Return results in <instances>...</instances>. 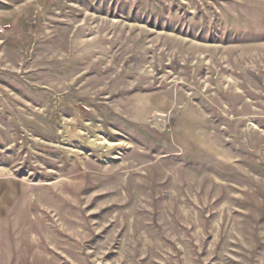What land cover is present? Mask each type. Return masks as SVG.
<instances>
[{
	"label": "rangeland",
	"instance_id": "rangeland-1",
	"mask_svg": "<svg viewBox=\"0 0 264 264\" xmlns=\"http://www.w3.org/2000/svg\"><path fill=\"white\" fill-rule=\"evenodd\" d=\"M0 264H264V0H0Z\"/></svg>",
	"mask_w": 264,
	"mask_h": 264
}]
</instances>
